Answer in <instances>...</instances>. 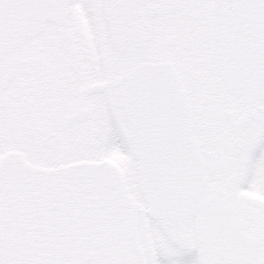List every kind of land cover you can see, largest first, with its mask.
<instances>
[{
    "label": "snow or ice",
    "instance_id": "6c2138e0",
    "mask_svg": "<svg viewBox=\"0 0 264 264\" xmlns=\"http://www.w3.org/2000/svg\"><path fill=\"white\" fill-rule=\"evenodd\" d=\"M0 264H264V0H0Z\"/></svg>",
    "mask_w": 264,
    "mask_h": 264
}]
</instances>
